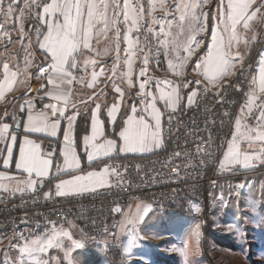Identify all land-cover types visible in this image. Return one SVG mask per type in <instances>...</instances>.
Instances as JSON below:
<instances>
[{"label":"crops","instance_id":"crops-1","mask_svg":"<svg viewBox=\"0 0 264 264\" xmlns=\"http://www.w3.org/2000/svg\"><path fill=\"white\" fill-rule=\"evenodd\" d=\"M213 1L214 5L210 8V4H212ZM58 2L62 3L64 0H58ZM79 2L82 5V18L85 25H87V7L85 5L89 3L96 4V11L98 14L94 15L92 28L88 32L89 46L85 48L82 44L79 45V50L73 53L76 57V67L72 68L69 65H65L64 68L69 75L63 80L57 79V74L53 73L51 70L52 60L50 53L45 49H41L39 46L40 43H43V37L47 34L49 24L53 22L58 24L64 23V18L60 13H56L54 16L44 13V7L52 4L53 0H13V11L11 14L8 13L9 0H3V3L0 4V129L3 128L4 124L8 125L7 131L3 133L6 137V142L0 165V190L18 186V175L27 174L26 171L16 167V163L20 157L19 150L25 139L31 140L37 144L41 156L49 158L50 160V156L43 154L44 145L47 142L62 141L63 144H61L58 149V154L62 158L59 169L64 168V133L69 130V120L67 118L69 115L75 117L70 135L75 154L80 160V167L68 171L58 170V177L54 184V188L57 192V184H60L64 180H71L76 175H87L88 172H103L106 168L105 163L107 159L115 156L120 159H133L153 153L162 143L161 126L165 110L175 109L182 113H186L195 105V97L191 104H189L188 101V97L193 93L195 85H202L209 90L219 91L233 80L235 69H232L231 73L226 75L223 79L212 84L203 75L202 70L197 68V65L205 59L209 50L212 48L213 33L218 37L222 36L225 43L227 42L228 36L231 34V30L224 32L225 25L221 23L222 20H226L227 18V5L229 0H206V11L204 13V25L206 23V29L203 28L202 32H200L201 34H198L199 46L196 47L195 54L188 59L187 63L184 64L181 69L179 67L181 62L180 55L186 51L183 50L182 45L177 47V52L174 54L169 72L164 76L156 75L153 72L150 55L149 53L148 56L144 54L141 16L131 0H79ZM125 3L129 6V18L127 20L124 18ZM258 7L259 11H256ZM22 9L26 10L28 15L30 11L32 13L31 25L27 32H25L24 27L28 22V18L26 14H20ZM213 9L214 11H212ZM247 11L249 14L255 12V18L249 20L247 28L244 27L243 21H240V23L236 25L237 39L239 42L237 43L234 41L230 51H233V49L239 46L248 35L257 29L260 18L264 12L262 0H253ZM134 19L136 21L135 27H133ZM161 19L164 20V15ZM12 22L16 24L15 29L9 28ZM151 26L153 27V24H151ZM151 31L153 32L148 34L152 36L153 44L155 45V40H157L156 30L154 31L153 29ZM204 31L206 33H203ZM203 36L206 37L203 38ZM129 40L132 41V52L134 55L128 52ZM185 54L188 56L187 52ZM38 58H41L45 63L49 64L50 76L44 83L33 81L30 92L33 93V90L36 88H38V90L41 89L39 96L51 102L50 105H54L55 108L58 109V111L53 113L52 108L49 107L43 112L47 115L49 124L58 122L55 136L49 135L46 131L26 132L25 126L28 124V115L30 113L25 116L20 132L13 130L10 119L7 120L3 118L4 114L12 115L13 110L18 109L21 96L26 93L30 87L29 82L31 74L33 73L35 62ZM145 58L148 60L147 65L144 64ZM262 58H264V54L261 56V59ZM129 59L133 61L131 77L127 74V61ZM261 59L255 73L257 89ZM5 63L9 66V75L7 79L11 80V87L5 83L6 76L3 67ZM76 68L85 70L88 73V78L79 88L71 89L69 78L71 72ZM142 69L145 70L144 76H140V71ZM179 71H182L185 75L183 81L188 84L185 89L180 87L178 78L174 77ZM11 73H15V76H12ZM145 80L148 81L145 85V93L152 94L147 97L141 96L139 89L140 83ZM116 88H119L120 92H117ZM161 91L166 95L172 94L176 101L175 104L171 107L166 106L165 101L160 99ZM153 96L156 98L155 106L160 113L159 146L150 147V150L147 151H120L119 149L123 146V141L119 137V132L125 126V122L128 118L133 115V106L137 109V118L141 115L144 116L146 122L154 128L155 120L152 119L150 110L148 112L144 111L145 104L150 103ZM142 100L144 101L143 103L141 102ZM97 105H99L100 108L99 113H96ZM113 106H116L118 109L114 121L108 116V111ZM61 111L64 114L63 116L60 115ZM31 114L36 115L38 113ZM93 114L97 116L99 127L102 129L103 134L98 136L94 141L90 140V145L95 144L99 146L104 144L107 140H113L117 145V149L107 156L102 153L97 154L94 160L89 162L87 156L92 148L90 146L86 147L84 140L85 137L91 138L93 135ZM110 126L115 127V132L112 135L108 134ZM245 127L246 126L241 122L240 131L243 132ZM151 130L150 128V131ZM236 135H238L237 124L235 136ZM12 136L16 137L12 147V156L9 158L10 160L7 166H4V161L8 154L7 149L10 145ZM238 144L242 155L247 154L249 156H258L261 148L264 147V142L254 141L250 145L246 139H241ZM254 162H256V160L251 163ZM223 165L224 166H221L222 172L227 170L230 166L226 162H224ZM53 167V162L51 160V167L43 177H39L35 173H32V176L36 181L48 178L53 171ZM108 177L109 174L106 177L107 183L103 186H97L94 189L66 190L63 194L59 195L71 196L102 190L108 185Z\"/></svg>","mask_w":264,"mask_h":264},{"label":"built area","instance_id":"built-area-1","mask_svg":"<svg viewBox=\"0 0 264 264\" xmlns=\"http://www.w3.org/2000/svg\"><path fill=\"white\" fill-rule=\"evenodd\" d=\"M261 22L260 39L264 37V14ZM167 41L171 42V38ZM262 48L264 50V46ZM250 54V50H243L232 57L239 66L233 80L221 90L212 91L195 85V105L190 111H164L162 143L156 151L133 159L117 156L107 159L108 185L102 190L71 196L57 194L54 184L62 162L58 149L63 142H47L43 154L50 156L53 162L51 175L36 181L32 174H20L18 186L0 190V251L23 247L30 240L73 227L85 237L88 246L99 244L105 255H120L119 225L124 212L133 204L142 202L150 206L151 213L162 214L167 208H185L187 215L205 204L207 212L214 208L217 172L223 152H227L235 136L236 121L240 117L246 127L257 126L258 108L254 107L252 114L247 116L241 113L247 94L255 88L254 64L257 59L248 60ZM186 56L181 53V57ZM150 57L153 72L159 76L167 75L172 61L168 51L155 44ZM47 66L35 70L31 83H44L50 76ZM184 76L182 71L174 76L183 89L188 86L183 81ZM86 78L87 74L78 68L73 71L69 83L72 88H77ZM30 88L21 96L18 109H14L12 115H3L4 119H10L14 131L20 132L26 115L44 112L51 104L39 96L40 90L32 93ZM257 95L256 103L259 104L264 95ZM28 99L31 109L27 107ZM114 132L115 127L110 126L108 134ZM5 142L3 134L0 136V165ZM29 179L33 181L31 186L27 184ZM189 197H198L199 205H189ZM3 264L16 262L7 259Z\"/></svg>","mask_w":264,"mask_h":264},{"label":"rangeland","instance_id":"rangeland-1","mask_svg":"<svg viewBox=\"0 0 264 264\" xmlns=\"http://www.w3.org/2000/svg\"><path fill=\"white\" fill-rule=\"evenodd\" d=\"M131 2L141 16L143 51L146 56L148 53L150 55V50L155 46L147 44L150 39L148 33L153 32L149 29H154L157 38L155 44L157 47L165 48L173 60L174 54L177 52L174 40L183 46V41L190 32L188 20H181V15L185 12L183 5L190 3L199 5L195 9L199 21L194 26L198 28L202 24L206 29V23L204 25L206 0H131ZM178 6L181 7L178 8ZM20 14H26L27 21H29L30 13L28 15V12L22 9ZM163 15L164 20L161 19ZM262 16L257 29L231 51L232 57H234L240 55L243 50H250L251 54L246 58L248 60L257 59L254 72H256L261 56L264 54L262 48L264 37L261 39L258 37L262 26ZM30 25L27 27L25 25V32L29 30ZM9 28L15 29V22H12ZM200 32L202 31L196 32L192 38L194 41L199 40ZM164 33H167V36ZM205 37L203 36V38ZM168 38H171V42L165 47L162 41ZM192 46L194 51L191 56L195 54L196 50L195 44ZM180 58H182L181 55ZM47 65L49 64L38 58L33 73ZM238 66L239 64H235L233 69L236 71ZM83 71L88 78V73ZM33 73L29 82L30 87ZM85 82L80 83L77 88ZM254 86L257 89L256 84ZM77 88L71 87V89ZM33 91H38V88ZM257 93L264 95V93H259L258 89ZM239 119L244 125L242 118L239 117ZM13 143L11 139L8 148L12 149ZM226 153L223 152L217 172L215 198L213 199L215 205L210 213L206 211L205 205L207 206V204L197 207L200 209L199 212L194 211L189 215L185 213H151L149 211L147 216L135 227L133 225L119 227L118 238L123 242L120 255H105L101 245L88 246L85 243V237L78 230L73 227H65L40 238L46 242L53 235H57V239L61 243L60 247H56L54 242L53 246L43 253L38 252L31 257L26 254L22 255L20 250L32 241L30 240L23 247L0 251V264L6 262L7 259L12 263L16 262V264H37V262L39 264H181L179 252L173 249L183 247L186 242L191 245L194 253L188 264H208L205 255L211 259L212 264H264V223L260 222L264 217V163L256 160L249 167H245L243 164L230 165L227 170L222 172L221 166L225 162ZM5 160H10L8 154ZM144 206L146 204L142 202L130 206L124 212L121 223L124 221L125 215H134L137 213L138 207ZM196 224H199L201 228L199 240L192 236V230ZM63 233H68L71 239L64 237ZM73 241L80 242L84 246L76 248Z\"/></svg>","mask_w":264,"mask_h":264},{"label":"snow or ice","instance_id":"snow-or-ice-1","mask_svg":"<svg viewBox=\"0 0 264 264\" xmlns=\"http://www.w3.org/2000/svg\"><path fill=\"white\" fill-rule=\"evenodd\" d=\"M253 0H229L227 8V18L222 20L221 23L225 25L224 32L231 30V34L227 38L225 43L224 38L218 37L215 33L212 35V48L209 50L208 55L205 57L200 64L197 65L198 69L202 70L203 75L207 80L215 84L217 81L223 79L226 75L231 73V70L235 67L236 61L232 59L231 48L233 42H239L237 39L236 25L240 21L244 22V27H248V22L250 19L255 18V12L249 14L248 8L250 7ZM3 3V0H0V4ZM13 0H9L8 13L11 14L13 11L12 8ZM264 4V0H262ZM27 6V5H26ZM87 7V25L83 21V12L82 5L79 0H64V2H58V0H53V3L44 7V13L46 15H55L60 13L64 18L63 24L51 23L48 25L47 34L43 37V43H40V48L45 49L51 55V70L53 73H56V78L63 80L69 75L65 70L64 66L69 65L70 67H76V57L73 53L79 50V45H83L85 48L89 46V37L88 32L92 28L94 22V15L98 14L97 5L94 3H89L85 5ZM199 5L197 4H187L183 5L185 12L181 15V20H188V27L190 29L189 35L183 41V50L188 53L187 57H182L179 67L182 69L184 64L187 63L188 59L191 57L192 52L194 51L193 44L196 47L199 46L198 41H194L192 38L195 36L196 32L202 31V24L199 27H195L199 21V17L195 14V9ZM107 7V6H105ZM125 12L124 18L127 20L128 17V4L125 3ZM181 6H178V8ZM256 11H259V7ZM135 19L133 20V27H135ZM131 30V29H130ZM151 31V29H149ZM163 32L164 29L162 28ZM167 36V33H164ZM39 36V33H38ZM165 47L168 46V41H162ZM175 46L179 47L180 42H174ZM129 54L134 55L132 52V41L129 40ZM132 63L133 61L129 59L128 64V76L131 77L132 74ZM148 60L145 58L144 64L147 65ZM5 70L6 80L5 83L11 87V80L7 79L9 75V66L8 64L3 65ZM12 76H15V73H11ZM145 75V70L140 71V76ZM130 82V81H129ZM148 83L147 80L140 83V95L147 97L151 96V93H145V85ZM256 78L253 79V84H256ZM117 92H120L119 88H116ZM258 92L264 93V58L261 59V66L259 70L258 77ZM51 95V94H50ZM196 96V93L193 92L191 96L188 97L189 104L192 103L193 98ZM247 101L244 107L241 109L243 116L252 114L253 108L259 109V115L257 117V126L255 128L245 127L243 132L240 131L241 121L237 120V133L238 135L232 138V142L228 145L227 153L225 154V162L229 165L243 164L245 167H249L251 162L254 160H259L261 163H264V147L261 148L260 154L258 156H249L243 154L240 151L238 142L241 139H246L251 145L254 141L264 142V100H260V103L257 104L256 101L259 99L257 95V89H253L247 94ZM160 99L165 101L166 106L171 107L175 104V99L172 94L166 95L163 91L160 93ZM156 98L153 96L150 103L145 104L144 111L148 112L150 110L152 119L155 120V126H152L146 122L144 116H139L137 118L136 112L137 109L135 106L132 107L133 115L128 118L125 122V126L119 132V137L123 141V146L119 149L120 151H147L150 150V147H158L160 144V113L155 106ZM144 102L143 100L141 101ZM27 107L31 109V103L27 104ZM53 110V113L58 111L54 105H48ZM23 108V106H22ZM246 109V111H245ZM117 107L113 106L108 111V116L114 121L115 114L117 112ZM175 110V109H173ZM99 105L96 107V113H99ZM60 115L63 116V112H60ZM74 116L68 118L69 120V130L64 133L65 148L63 150L64 156V168L58 169L59 171H68L70 169H76L80 167V160L75 154L73 148V142L71 139V127ZM58 128L57 123H48V117L45 113L41 112L36 115L31 113L28 115V124L25 126L26 132H48L49 135L55 136ZM150 128L152 129L150 131ZM8 129V125L4 124L3 128L0 129V136L3 135ZM92 132L93 135L91 138L85 137L84 143L86 147H91L92 150L88 152V161L91 162L94 160L97 154H103L105 156L116 151L117 145L113 140H107L102 145H90V140L94 141L98 136L102 135V129L99 127V121L97 116L93 114L92 116ZM254 133V135H253ZM12 141L15 142L16 137H11ZM39 146L33 141L25 139L23 145L20 147V157L16 163V167L23 171H26L29 176L32 173H35L39 177H43L45 173L51 167V160L49 158H44L38 151ZM8 156L11 158L12 149L8 148ZM5 166H7L8 161H4ZM224 166V165H222ZM109 174V169L105 168L103 172H88L87 175H76L71 180H64L60 184H57V194H63L66 190H84L89 188H95L97 186H103L107 183L106 177ZM27 184L31 186L33 181L29 179ZM150 206H144L142 208L138 207L137 213L134 215H125L124 221L119 225L123 228L125 225H133L134 227L139 224L140 221L147 216L150 211ZM199 208H196L195 211L199 212ZM116 211H120L116 209ZM261 223H264V217L260 220ZM201 235V228L199 224L195 225V228L192 230V236L199 240ZM64 237L71 239L68 233H63ZM55 242L56 247H60L61 243L57 239V235H53L51 239L47 241H42L40 239L32 240L26 244L20 251L22 255L33 256L35 253H43L48 248L52 247ZM73 244L76 248H82L84 245L80 242L73 241ZM173 250L181 252L182 248H174ZM39 264V262H37Z\"/></svg>","mask_w":264,"mask_h":264},{"label":"bare ground","instance_id":"bare-ground-1","mask_svg":"<svg viewBox=\"0 0 264 264\" xmlns=\"http://www.w3.org/2000/svg\"><path fill=\"white\" fill-rule=\"evenodd\" d=\"M255 66L256 64H254V70H255ZM189 205H199V198L198 197H189ZM213 208H209L208 209V213L212 212ZM165 213H170V214H174V213H185V208H167V210H165ZM123 242H121V240L119 239V244H118V254L122 251V244Z\"/></svg>","mask_w":264,"mask_h":264},{"label":"clouds","instance_id":"clouds-1","mask_svg":"<svg viewBox=\"0 0 264 264\" xmlns=\"http://www.w3.org/2000/svg\"><path fill=\"white\" fill-rule=\"evenodd\" d=\"M181 248L183 249L181 252H179L180 257H181V264H188V262L190 261V259L192 258L194 254L193 248L188 242H186L184 246Z\"/></svg>","mask_w":264,"mask_h":264},{"label":"trees","instance_id":"trees-1","mask_svg":"<svg viewBox=\"0 0 264 264\" xmlns=\"http://www.w3.org/2000/svg\"><path fill=\"white\" fill-rule=\"evenodd\" d=\"M213 5H214V1H213L212 4L210 5V8H212ZM31 17H32V13H31V11H30L29 21L27 22L26 27L29 26V25L31 24V23H30V22H31ZM149 38H150V39L148 40V43H147V44L151 46V45L153 44V38H152V36H150ZM150 46H149V47H150ZM205 258H206L208 264H212L211 259H209L208 256L205 255Z\"/></svg>","mask_w":264,"mask_h":264},{"label":"water","instance_id":"water-1","mask_svg":"<svg viewBox=\"0 0 264 264\" xmlns=\"http://www.w3.org/2000/svg\"><path fill=\"white\" fill-rule=\"evenodd\" d=\"M30 101H31L30 99L26 100V102H28V103H29Z\"/></svg>","mask_w":264,"mask_h":264}]
</instances>
